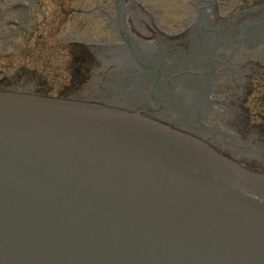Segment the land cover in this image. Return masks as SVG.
<instances>
[{"label": "water", "instance_id": "water-1", "mask_svg": "<svg viewBox=\"0 0 264 264\" xmlns=\"http://www.w3.org/2000/svg\"><path fill=\"white\" fill-rule=\"evenodd\" d=\"M258 1L252 0L223 16L230 17L229 22L225 21L226 25L223 27L220 26L223 22H219L214 16L212 20L208 17L198 19L197 23L212 24L214 27L211 25L213 28L210 32L205 31L206 27L197 29V25L189 26L187 37L193 34L191 44L187 51L178 56L179 59L174 57L175 53L171 56L167 53L161 55L164 44L177 43L167 36H162L157 41H149L147 45H145L146 41H140L144 57L155 58L159 67L162 68L161 72L159 71L161 79L153 73L151 76L146 75L148 85L158 83L151 90V98L165 99L167 103L163 105L164 107L172 104L184 115H191L192 111L194 113L193 104L206 96L195 98L190 93V87L194 86L199 91L206 92L209 89L207 82L210 76L202 79L201 77L204 76L187 75L183 74V71L188 70L192 73L202 71L200 74L206 75L208 72L205 69L210 68L208 58L226 55L231 51V47H226V38H231L229 44H235L233 37H241L242 46L234 54H249L251 59H263L264 8L261 4H257ZM263 5L264 2H262ZM255 7L257 10L254 9ZM248 9H251V12L245 13ZM235 16L237 18H234ZM246 21L249 25L246 24L245 27L240 25ZM214 28L221 30L216 31L217 29ZM175 48L183 50L179 44L173 47L167 46L166 51L175 50ZM144 57L136 53L128 60L117 56L109 57L115 66L127 63L114 78V89L119 90L120 86L130 87L132 83L130 73H135L136 64L139 65ZM143 67L146 68V66ZM177 73L178 75L172 76ZM175 96L177 97L174 98ZM94 99H98V96ZM22 106H28L30 109L43 107L36 114ZM45 108H64L73 111V114L61 124L53 119L51 122H46L43 115ZM146 110L143 108L142 112ZM196 110L200 108L197 107ZM142 112L133 113L100 106L32 99L0 92V137L2 132L11 133V130L20 132L30 130L34 133L35 129L43 128L50 129L48 132L53 136H56L59 131L58 141H55L54 137H48L47 132L46 138L42 139L47 140L46 144L34 142L36 148H43L42 153L46 160L40 157L39 152H36L23 173L15 169L2 178V181L7 184L19 185L16 188L17 192L10 189L4 191L5 188H1L4 184L0 183V216L7 219H0V233L2 232L3 235L0 236V246L5 247L3 251L0 249V263L136 264L142 258H138L139 256L151 252L149 249L152 246L153 251L162 252V254L161 252L153 253L154 257L156 255L161 257L163 252H166L173 258L177 255L181 256L186 262H192L191 264H202V259L212 260L214 264H225L226 255L233 253L230 251H235L237 254L246 248L247 245H240L242 242L257 244L258 238L253 239V233L258 232L262 235L261 240H264V220L227 219V210L222 215L213 214L218 219L209 220L205 217L198 224L190 223L191 220L194 221V214L204 216L200 213V205L190 202L194 196L192 190L203 188L205 183H218L216 188L208 187V197L212 203L219 207L222 206L221 203H224L225 208L226 203H232L231 208L237 210V207L242 209L253 203L260 205L259 202L264 198V176L253 175L239 169L234 163L212 151L200 141L155 121L148 117V113L142 114ZM207 134L213 135L211 132ZM51 140L54 141L53 144ZM1 145L3 143H0V147ZM59 151L61 153L64 151L62 158H58ZM93 157H96L95 161ZM0 158L3 159L1 153ZM134 165L139 168L134 169ZM178 167H180L179 170H173ZM9 177L11 178L8 179ZM71 178L75 181L68 183ZM150 178L153 179L150 181ZM36 183L42 184L49 190L45 193L35 192ZM162 186L174 189L179 194L178 203L176 205L162 204V207L170 209L163 216L162 226L152 225L148 230L136 234L139 231L137 230L139 225L133 223L136 221V208L145 207L144 210H149L158 204L163 190L158 188ZM60 189L63 190L61 194L55 192ZM133 190L135 191L131 200L127 197L131 196L129 191ZM72 191L82 192L83 195L78 198V195L72 194ZM4 194L16 196L18 199L16 205L3 204ZM32 195L35 197L33 200L40 201L36 203L31 200ZM109 197L115 198V201L120 203L129 199V208L126 209L125 216L117 213L119 205L109 203ZM81 201L83 202L78 203ZM188 205L190 209L187 212L178 210L184 211ZM124 206L121 205V208ZM158 206L161 207V205ZM43 208L49 215L54 213L57 219L66 217V232L59 233L48 245L34 243L30 237L37 234L36 228L39 223L29 219L28 215L37 219V212L42 214ZM18 209L23 211L20 216L28 233L20 231L19 224H22L20 219H9ZM76 215L82 218H75ZM131 217L132 221H130ZM120 218L123 219L120 220ZM48 224H51L49 220ZM181 226H183L182 235L179 232ZM222 228L229 231H243L245 234L238 235L233 240L222 238L212 230ZM52 235L54 233L47 230L44 240ZM70 238H72L71 242H66ZM38 239L43 238L38 237ZM137 242L143 244L139 247V255L136 253L135 243ZM64 243L66 247L63 246ZM10 245L18 248L14 250L15 256L7 250ZM235 246H238L239 250H236ZM68 247L73 248L68 250ZM78 256L81 258L79 259ZM66 257L70 259L68 262L61 260ZM159 259L155 258V261ZM79 260H85V262L78 263ZM164 264L174 263L165 262Z\"/></svg>", "mask_w": 264, "mask_h": 264}, {"label": "rangeland", "instance_id": "rangeland-1", "mask_svg": "<svg viewBox=\"0 0 264 264\" xmlns=\"http://www.w3.org/2000/svg\"><path fill=\"white\" fill-rule=\"evenodd\" d=\"M121 1L142 8L149 22L167 34L178 33L193 22L199 7V0ZM251 1L216 0L217 14L226 16ZM113 5V0H0V79L18 75L23 65L40 71L56 64L64 56L62 47L66 39L63 38H67L66 44L113 39L116 33L112 25L96 10L101 7L112 11ZM22 20L28 21L23 24ZM131 21L141 28L139 19L135 17ZM151 27L145 33L150 40L156 37ZM255 89V94L247 100L251 122L257 121L256 113L264 116V86Z\"/></svg>", "mask_w": 264, "mask_h": 264}, {"label": "flooded vegetation", "instance_id": "flooded-vegetation-1", "mask_svg": "<svg viewBox=\"0 0 264 264\" xmlns=\"http://www.w3.org/2000/svg\"><path fill=\"white\" fill-rule=\"evenodd\" d=\"M115 18L116 21H123L130 18L127 12H118L116 8ZM115 21V22H116ZM117 23V22H116ZM122 45L126 48H133L139 44L133 41L131 37L130 30L120 32ZM63 50H70L69 45H63ZM96 54L106 55L112 48L110 47H95L93 48ZM69 56L71 54H64L63 58L59 60L56 64L48 65L45 69L37 71L36 69H21L22 73L29 74L32 78L30 80L23 79L18 80L15 83L6 82L7 87L17 86L19 88H24L28 91L40 93V94H74L82 93L84 91H94L101 87L102 79L104 75L109 71L107 67L108 64H104L99 56H96L97 64H100L101 69L96 70L97 65L92 60H87L84 54L77 55L74 59L70 60ZM64 57L67 59H64ZM222 102L221 111L217 113V120L226 122L231 125V128L235 130L238 134L236 135L233 143L228 147V150L234 154H240V143L242 139H247L252 141L254 137L261 136L264 139V129L260 126L253 125L248 128L246 125L239 124L238 121L242 115L241 110L234 109L227 110L226 106L232 104L233 106H238L237 102L226 101ZM224 151H226V138L225 141L220 144ZM264 148V140L262 144Z\"/></svg>", "mask_w": 264, "mask_h": 264}, {"label": "bare ground", "instance_id": "bare-ground-1", "mask_svg": "<svg viewBox=\"0 0 264 264\" xmlns=\"http://www.w3.org/2000/svg\"><path fill=\"white\" fill-rule=\"evenodd\" d=\"M214 3H216L215 0H200L199 1V6L201 5L202 8L205 7L204 9H205L206 13H209L210 12V7L209 6H212ZM125 10H127V9H125ZM202 16H203L202 13H200V15H199V13L197 12L196 20L202 19ZM118 29H120V26L118 27ZM162 36H164V35H161V37ZM138 40L139 41H146L145 38H141V37H139Z\"/></svg>", "mask_w": 264, "mask_h": 264}]
</instances>
